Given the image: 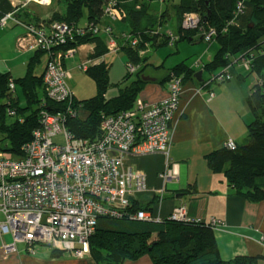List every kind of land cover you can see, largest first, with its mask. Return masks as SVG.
Instances as JSON below:
<instances>
[{
  "label": "trees",
  "instance_id": "1",
  "mask_svg": "<svg viewBox=\"0 0 264 264\" xmlns=\"http://www.w3.org/2000/svg\"><path fill=\"white\" fill-rule=\"evenodd\" d=\"M238 1L180 0L174 5L173 15L170 0H159L156 6L153 0H62L60 5V2L51 4H56V8L43 20H38L40 17L34 20L28 13L30 21L38 24L61 21L71 25L73 34L65 48L92 44L90 59L100 58L109 52L104 40L94 31V27H101L102 18L107 16V7H116L128 17L131 33L125 36L123 42H119L118 51H124L127 55L129 73L119 85L118 92L108 98V64L102 60L88 66L86 71L94 79L97 92L82 100L74 95L73 106L77 112L83 107L88 115L81 118L77 114L68 118V130L77 137H98L103 117L135 109L141 89L151 81L143 73L150 49L164 46L174 37L179 41L189 39L190 42H197V38L204 39L206 31L214 29L215 34L209 42L214 39L219 47L211 60L203 65V72L210 73L209 79L216 78L218 69H225L234 60L237 64L248 59L250 66L246 73L248 78L253 77V84L247 102L252 108L254 120L248 125L243 143L236 144L234 148L224 145L214 149L206 155L207 164L213 173L225 174L228 184L237 194L249 201H264V0H245L241 10ZM160 3L165 5L160 7ZM208 4L211 14L204 23ZM188 13L199 19L196 28L184 27ZM15 16L19 17L20 13L17 12ZM173 17L174 30L168 27L164 29ZM43 52H35L22 77L13 78L9 72L0 71L2 149L21 153L22 147L31 140L33 131L40 127L43 110H54L59 105L46 96L43 75L35 73V66ZM193 73L195 70L182 62L156 81L164 83L172 75L191 77ZM132 74L137 76L132 79ZM11 82L15 84L14 88L10 87ZM17 86L23 92L25 104L21 103L20 95L16 93ZM8 115L13 117L10 122ZM186 190L196 191V188L192 185L175 192L184 195ZM137 202H132V212L137 208L152 209L151 203L143 206ZM160 218L152 221L101 218L90 239L91 256L98 264H124L127 260H138L145 255L151 257L153 264H253L264 259V256H237L226 260L221 256L213 225L190 219L175 220L171 215ZM139 235H143L142 239L137 240ZM50 256L64 257L65 251L50 249Z\"/></svg>",
  "mask_w": 264,
  "mask_h": 264
},
{
  "label": "built area",
  "instance_id": "2",
  "mask_svg": "<svg viewBox=\"0 0 264 264\" xmlns=\"http://www.w3.org/2000/svg\"><path fill=\"white\" fill-rule=\"evenodd\" d=\"M31 1L40 5L62 2ZM244 1H238L240 10ZM106 12L112 20H128L116 7L109 6ZM3 13V26L11 19L23 22L10 11ZM198 21L194 14L188 13L184 27L195 28ZM26 29L32 37V47L51 55L42 82L46 96L59 105L54 110H43L40 127L33 131L21 153L0 149V237L11 234L13 238L12 243L3 244L6 251H18L20 243L34 255L38 248H47L83 257L90 251V239L101 218L161 219L143 209L132 212L130 206L139 194L151 192L161 205L166 182L179 180V165L171 162L170 150L175 128L173 116L182 93L183 77L172 75L167 80L168 93L163 100L151 102L138 98L135 109L103 117L100 135L95 139L77 137L66 127L67 119L78 112L67 84L71 74L65 64L76 51L63 48L73 28L66 22L54 21L29 23ZM99 29L94 27L95 32ZM106 30L112 33L111 27ZM214 34L215 30L209 29L204 39L210 41ZM108 47L110 51L117 50L119 44L111 40ZM242 62L248 69L249 60ZM235 76L228 66L198 91L217 78L230 81ZM10 86L14 88L13 83ZM209 95L213 98L214 93ZM59 133L65 135L64 145L53 141ZM235 145L233 139L226 142L228 147ZM152 154L166 157V168L159 174L163 182L160 189L148 181L149 167L143 158ZM171 218L188 219L185 206L176 207Z\"/></svg>",
  "mask_w": 264,
  "mask_h": 264
},
{
  "label": "crops",
  "instance_id": "3",
  "mask_svg": "<svg viewBox=\"0 0 264 264\" xmlns=\"http://www.w3.org/2000/svg\"><path fill=\"white\" fill-rule=\"evenodd\" d=\"M32 2L34 1L0 0V71L9 72L13 78L24 76L35 52L40 51L32 47V37L26 29V24L31 23L32 20L30 21L31 18L29 19L27 15L35 14L40 17L38 20H43L46 16L39 15L31 7ZM5 10L12 12L14 17L25 23V26L23 22L18 23L12 19L3 26L1 18ZM17 12L20 13L19 17L15 16ZM92 50L93 48L89 54ZM99 60L98 58L95 62L98 63ZM233 64H236L235 60ZM237 66L235 65V68H238L239 75L235 74L236 77L237 75L241 77L242 81L228 84L217 78L201 91H198L201 87L196 90V87L182 88L178 107L173 116L174 143L170 157L179 165V180L183 171L185 181L189 183V186H184L181 190L193 185L196 191L192 190L187 203L182 200L184 195L179 192L172 197L167 196L162 205L155 208L157 217H167L172 214L176 206L182 204L186 208L188 219L213 225L221 256L226 260L237 256H264L262 241L264 239V201H249L236 193L235 189L228 184L225 174H215L205 164H196L200 160L199 147H201L200 154L205 153L204 157H206L209 152L226 145L229 139H233L235 144H241L246 139L249 121L246 114L243 116L242 109L247 110L245 102L250 94L253 77H247V68L242 61L237 63ZM45 68L38 75H42ZM145 89V98L141 97L142 99L157 102L167 97L168 91L164 83L157 81L148 83ZM210 92L214 93L213 98H210ZM181 99L183 104L176 116ZM229 101L233 103V108L230 110ZM185 143H194L196 151L192 157L181 151ZM143 159L149 167L148 181L155 183L158 189L162 188L159 174L166 168V157L162 154H152ZM153 197L151 195V198ZM138 198L141 205L147 206L148 201L142 202L144 196L139 195ZM22 250L6 251L0 247V264H98L91 254L75 257L65 253L64 257L54 258L50 255H32ZM124 264H153V262L151 257L145 255L138 260H127ZM253 264H264V259L261 258Z\"/></svg>",
  "mask_w": 264,
  "mask_h": 264
},
{
  "label": "rangeland",
  "instance_id": "4",
  "mask_svg": "<svg viewBox=\"0 0 264 264\" xmlns=\"http://www.w3.org/2000/svg\"><path fill=\"white\" fill-rule=\"evenodd\" d=\"M159 0H153V5L156 6L159 2ZM169 1V0H167ZM180 3V0H170V5H173L171 7L172 14L174 15V5ZM162 5H165L164 3H160L159 6L162 7ZM31 7H33L39 15L42 17H48L50 13L53 12V10L56 8V4H53L51 6H45L37 4L36 2H32ZM38 16L33 14V19L37 20ZM84 22V21H83ZM204 22V21H203ZM100 29L98 32V35L101 36V38L104 40L107 46H109V42L111 40H115L118 42H123V39L125 36L130 35L131 33V27L128 21L126 20H112L109 16H104L102 18V22L99 24ZM106 27L112 28V33L108 32L106 30ZM171 29L174 30V17L169 20L168 24L165 25L164 29ZM194 27V26H193ZM196 28V27H195ZM175 38V37H174ZM172 39V41L164 46H160L158 48L150 49L147 52V60L144 67V76L146 77H152L156 79H162L164 78L167 73L177 64L185 62L190 68L195 70V73L199 72L200 70H203V65L211 60L212 55L216 53L218 50V42L216 40H212L211 42H208L207 39H201L197 38V42H190L189 39L184 40H177ZM118 46V45H117ZM93 48L92 44H83L80 45L78 48L76 47L74 50L76 51L74 56L71 58L66 59L65 64L67 71L71 74V76L67 79L68 87L71 89L73 94L78 99H86L96 94L97 92V86L92 78V76L86 71L88 66H91L92 64H95V59H89L90 56H87L89 54V51ZM90 55V54H89ZM50 53L49 52H43L41 55V61L37 64L35 68L36 74H41L46 67L49 59H50ZM87 56V57H86ZM99 61L105 60V62L109 66V86L106 91V95L108 98L112 97L118 92L119 85L121 84L124 77L129 73L128 67H127V55L124 51H116L111 50L108 53H106L104 56L99 58ZM200 62V63H198ZM235 65L233 64L231 66V70L238 74V68H235ZM238 67V66H237ZM221 69H218L216 72H220ZM185 75V73H183ZM235 74V75H236ZM239 75V74H238ZM237 77L231 81H223L228 82V84L242 81L241 77ZM137 75L132 74L131 78L134 79ZM210 73L208 71L203 72V78L205 80L209 79ZM156 81H149L148 83H153ZM220 82V83H223ZM147 83V84H148ZM183 89L184 88H195L198 89L202 87V84L194 77V73L191 77L186 78L185 83H183ZM18 87V88H17ZM16 87V93L20 95L21 103L25 104L26 99L23 95V92L19 86ZM145 87L141 89L139 93V98H145ZM182 101V102H181ZM179 110L176 113V116L179 114L183 100L181 99ZM246 109L243 110V116L246 114L247 120V129L248 125L254 120V114L248 105L247 102ZM229 110L230 108H233L232 101H229ZM176 112V111H175ZM248 112V113H247ZM88 115V111L84 109L83 107H80L78 109V116L81 118H85ZM8 122L13 120V117L8 115L7 116ZM174 133V132H173ZM53 141L57 144L64 145L66 142L65 135L63 133H59L56 136H54ZM174 143V137L172 141V146ZM171 146V148H172ZM1 149V148H0ZM201 147H199V158L200 160L197 161L196 164L201 165L205 164L206 167L211 170L207 164V159L204 157V154H200ZM181 151L190 157L193 156L194 152L196 151V147L194 146V143H185L182 145ZM171 152V150H170ZM171 162H174L172 158L170 157ZM183 175L180 176L179 181H168L167 182V191L165 193V198L167 196L172 197L176 192L175 191H182V187L189 186L188 181H185V173L182 171ZM155 184V183H154ZM188 188V187H187ZM185 189V188H183ZM193 192L192 190H186L184 196L182 197V200L187 203V199L189 200L191 194ZM140 196H144L145 198L142 200L143 203L149 201L151 199V194L149 193H141ZM182 203L184 204V202ZM155 204L152 203V206ZM182 205V204H181ZM180 206V205H178ZM143 235H139L137 237V240L142 239ZM151 239V238H150ZM13 238L11 234H6L4 237H0V247L3 248L4 243H12ZM147 242H149V239H147ZM17 248L19 250H22L24 248L23 244L18 243ZM24 252V250H22ZM25 253V252H24ZM37 254L39 255H50V249L47 248H38ZM89 255V254H87Z\"/></svg>",
  "mask_w": 264,
  "mask_h": 264
},
{
  "label": "clouds",
  "instance_id": "5",
  "mask_svg": "<svg viewBox=\"0 0 264 264\" xmlns=\"http://www.w3.org/2000/svg\"><path fill=\"white\" fill-rule=\"evenodd\" d=\"M31 23H34V22H31ZM52 23V22H51ZM37 24V23H36ZM118 42V41H117ZM209 42V41H208ZM118 44H119V42H118ZM64 49H67V48H65V46L63 47ZM109 48V47H108ZM120 48V47H119ZM118 48V49H119ZM118 49L116 50L117 52H118ZM109 51H110V49H109ZM100 62V61H99ZM198 63H200V62H198ZM96 64V63H95ZM233 64H231V65H229L230 67L232 66ZM228 67V66H227ZM88 68V67H87ZM223 70V69H222ZM222 70H220V72H218V73H221V71ZM203 71V70H202ZM43 75V74H42ZM194 75H195V73H194ZM180 77H183V83H184V81L186 80V78H188V77H185L184 75H179ZM195 77V76H194ZM235 78H236V76H235ZM234 78V79H235ZM233 80V79H232ZM153 81V80H152ZM208 81V79L207 80H205V82H204V78H203V75H202V81H199L201 84H202V86H204L205 85V83ZM231 81V80H230ZM166 82H167V80L164 82V84H165V86H166ZM11 83H13V82H11ZM14 84V83H13ZM11 87V86H10ZM14 87H15V84H14ZM12 88V87H11ZM169 181H172V180H169ZM179 181V180H178ZM168 182V181H167ZM167 182H166V185H167ZM162 184H163V182H162ZM166 185H165V191H164V198H163V201L161 202V205H162V203L164 202V200H165V193H166V191H167V189H166ZM163 187V186H162ZM157 188V187H156ZM149 194H151V195H153L154 197L153 198H151V200H149L147 203H151V207H150V209L151 210H149V209H143V208H137V209H143V210H146V211H149V212H151V213H154L155 214V208H157L160 204H159V202H158V197L156 196V194L155 193H149ZM139 196V195H138ZM138 196L136 197V200L138 201L137 203H141L140 202V200H139V198H138ZM152 203H154L155 205L154 206H152ZM175 209V208H174ZM4 237V236H3ZM24 249V248H23ZM25 250V249H24ZM55 250H59V249H55ZM18 251H19V249H18ZM26 252H28V251H26ZM65 253H67V252H65ZM30 254V253H29ZM37 254V253H36ZM88 254H90V251H89V253ZM32 255H34V254H32ZM87 255V254H86ZM84 257V256H83Z\"/></svg>",
  "mask_w": 264,
  "mask_h": 264
},
{
  "label": "water",
  "instance_id": "6",
  "mask_svg": "<svg viewBox=\"0 0 264 264\" xmlns=\"http://www.w3.org/2000/svg\"><path fill=\"white\" fill-rule=\"evenodd\" d=\"M210 14H211V9H210V6H209V4H208V5H207V9H206V13H205L204 18H203L204 23H206V22L208 21ZM202 75H203V71L200 70L199 72L195 73L194 76H195V78H196L198 81H202ZM145 78H146V79L153 80V81L156 80V78H150V77H145Z\"/></svg>",
  "mask_w": 264,
  "mask_h": 264
}]
</instances>
